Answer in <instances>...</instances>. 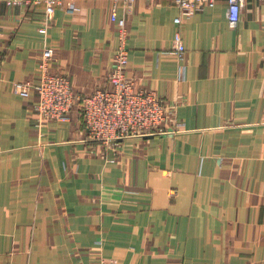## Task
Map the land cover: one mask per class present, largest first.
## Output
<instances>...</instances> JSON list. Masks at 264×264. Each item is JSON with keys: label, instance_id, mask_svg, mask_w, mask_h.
<instances>
[{"label": "crops", "instance_id": "crops-1", "mask_svg": "<svg viewBox=\"0 0 264 264\" xmlns=\"http://www.w3.org/2000/svg\"><path fill=\"white\" fill-rule=\"evenodd\" d=\"M113 5L77 0L44 34L42 7L0 0V264H264V1L246 0L235 28L227 0L183 21V61L172 0L119 9L128 75L176 110L170 134L103 146L80 106L39 124L37 95L15 85L38 84L50 46L77 95L109 89Z\"/></svg>", "mask_w": 264, "mask_h": 264}, {"label": "built area", "instance_id": "built-area-1", "mask_svg": "<svg viewBox=\"0 0 264 264\" xmlns=\"http://www.w3.org/2000/svg\"><path fill=\"white\" fill-rule=\"evenodd\" d=\"M10 7H42L45 14L44 27L46 34L54 19L55 12L64 8L69 14L77 10V0H1ZM111 21L117 30V47L114 64L108 74L109 89H99L93 94L80 97L75 93L71 80L61 74L53 73L51 66L55 60V51L46 46L42 51L38 67V84L30 81L15 85L17 94L28 97L34 92L37 97L36 113L39 124L57 122L70 123L71 112L80 104L82 119L85 125L88 142L113 146L128 139L145 136L170 134L166 124L175 115L176 106L168 104L152 91H138L135 80L127 73L129 64V29L124 17L120 18L118 10L123 9L130 14L136 0H112ZM264 1V0H258ZM179 11L175 24L176 31L172 54L183 61L186 47L181 33L183 21L191 19L206 8L214 7L217 0H172ZM122 3V6L120 5ZM227 18L231 27H237L246 0H227ZM3 55L0 53V65ZM183 68H180L182 73ZM181 125L176 124L173 130L177 134ZM105 264V262H102Z\"/></svg>", "mask_w": 264, "mask_h": 264}, {"label": "water", "instance_id": "water-1", "mask_svg": "<svg viewBox=\"0 0 264 264\" xmlns=\"http://www.w3.org/2000/svg\"><path fill=\"white\" fill-rule=\"evenodd\" d=\"M155 136H153V135H151V136H145V137H143V139H152V138H154Z\"/></svg>", "mask_w": 264, "mask_h": 264}, {"label": "rangeland", "instance_id": "rangeland-1", "mask_svg": "<svg viewBox=\"0 0 264 264\" xmlns=\"http://www.w3.org/2000/svg\"><path fill=\"white\" fill-rule=\"evenodd\" d=\"M80 106V104H77V107H79ZM82 108H81V106H80V110H81ZM81 114H82V111H81ZM84 129H85V125H84ZM101 145H103V144H101ZM104 146V145H103Z\"/></svg>", "mask_w": 264, "mask_h": 264}]
</instances>
